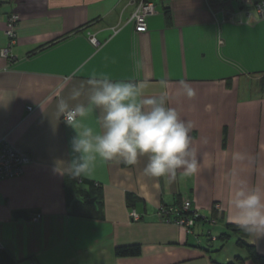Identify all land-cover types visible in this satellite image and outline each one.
I'll return each instance as SVG.
<instances>
[{"label": "crops", "instance_id": "obj_1", "mask_svg": "<svg viewBox=\"0 0 264 264\" xmlns=\"http://www.w3.org/2000/svg\"><path fill=\"white\" fill-rule=\"evenodd\" d=\"M133 1L0 0V141L7 138L30 156L21 177L0 181V250L18 264H226L236 258L255 264L238 242L264 255V236L254 240L228 226L241 228L230 203L239 183L264 188V19L243 0H151L156 14L148 32L137 33ZM12 13L20 22L9 61L1 52ZM102 73L147 81L149 97L167 81L169 106L193 124V149L208 154L203 170L178 174L168 184L145 175L147 158L140 157L135 165L98 161L90 177L68 174L76 132L58 114L57 102ZM181 80L195 89L194 97L183 93ZM86 100L85 91L69 103ZM83 123L96 127V115ZM237 152L243 160L234 159ZM79 180L101 189L80 187ZM128 195L136 198L131 206L141 215L138 222L130 220ZM184 199L219 221L216 236L230 238L206 248L198 243L210 230L205 222L188 236L158 219L160 206H180ZM18 212L30 219L16 218ZM131 245L141 247L139 256L116 255L118 247Z\"/></svg>", "mask_w": 264, "mask_h": 264}, {"label": "clouds", "instance_id": "obj_2", "mask_svg": "<svg viewBox=\"0 0 264 264\" xmlns=\"http://www.w3.org/2000/svg\"><path fill=\"white\" fill-rule=\"evenodd\" d=\"M139 61L136 68H141ZM183 93L196 95L191 85L181 80ZM163 89L158 96H145L147 81L113 80L107 74H93L86 85L72 87L68 99L60 98L57 112L76 132L71 141L74 154L66 171L74 178L90 177L98 161L121 159L135 165L146 157L145 175L164 178L170 184L178 174L194 176L205 167L207 153H198L192 147L190 135L193 124L169 106L168 82L161 81ZM87 92L85 103L71 105ZM211 104L206 106L212 111ZM96 115V127L83 121ZM234 159L243 160L242 153ZM211 161L209 160V166ZM235 222L254 240L264 236V188L249 186L241 181L231 194Z\"/></svg>", "mask_w": 264, "mask_h": 264}, {"label": "built area", "instance_id": "obj_3", "mask_svg": "<svg viewBox=\"0 0 264 264\" xmlns=\"http://www.w3.org/2000/svg\"><path fill=\"white\" fill-rule=\"evenodd\" d=\"M136 3V10L131 17L134 29L137 33L148 32L149 18L156 14V7L153 2L146 0H134ZM244 6L252 9L260 19H264V0H243ZM20 22V16L16 13H12L8 16L6 21L5 34L8 40V45L2 50L1 56L9 61H12L13 56L11 54L12 47L17 43L18 40V26ZM91 42L98 45V41L95 37L91 38ZM29 112H33V107L27 108ZM66 117H63V121ZM65 122V121H64ZM30 163V156L26 153L18 151L13 147L7 138H3L0 141V181L12 180L21 177L24 174L25 165ZM83 183L79 180V184ZM220 204L214 205V211L220 213L222 211ZM156 216L161 222L167 224H174L182 228L188 236L195 234L196 225L203 221L209 229L204 236L198 238L199 244H204L206 248L213 243L218 241V236L213 232L218 228L219 221L211 218L207 219L203 217L199 211L194 210L192 207V201L184 199L180 206H166L162 205L157 210ZM129 217L132 222H138L141 219V215L134 209L131 208L129 211ZM40 220V215L33 217L34 222ZM29 264H37L31 261Z\"/></svg>", "mask_w": 264, "mask_h": 264}, {"label": "trees", "instance_id": "obj_4", "mask_svg": "<svg viewBox=\"0 0 264 264\" xmlns=\"http://www.w3.org/2000/svg\"><path fill=\"white\" fill-rule=\"evenodd\" d=\"M146 1L152 2L151 0H146ZM85 183L89 184L90 187L92 186L96 190H100L101 189V186H98V185H96L94 183L86 182V181H83V183L81 185L78 183V185L80 187H83V185H85ZM127 198H128V202L130 204V208H133L131 205L134 203L136 198L133 195H128ZM214 219H216V218H214ZM228 228L230 230H232L233 233H239L240 230H243L242 227L240 228V227H237V226H228ZM217 238H218L219 241L225 242L226 240H228L230 238V236L227 235V234H221ZM238 244L240 246L246 247L248 249L249 254H250V259L255 264H264V255L259 254L257 252L255 246L250 245V244L248 245L242 240H239ZM211 245L209 246V248L211 247ZM140 254H141V247L139 245L118 247L116 249V255L118 257H137ZM242 263H243V261L240 258H236L234 262H229V263H226V264H242ZM0 264H18V263L6 251L0 250ZM212 264H220V263L212 262Z\"/></svg>", "mask_w": 264, "mask_h": 264}, {"label": "water", "instance_id": "obj_5", "mask_svg": "<svg viewBox=\"0 0 264 264\" xmlns=\"http://www.w3.org/2000/svg\"><path fill=\"white\" fill-rule=\"evenodd\" d=\"M96 201V199H92V200H89L87 201V204H92ZM16 218H23V219H27L29 220L30 219V216L29 214L25 213V212H18L16 215H15Z\"/></svg>", "mask_w": 264, "mask_h": 264}, {"label": "rangeland", "instance_id": "obj_6", "mask_svg": "<svg viewBox=\"0 0 264 264\" xmlns=\"http://www.w3.org/2000/svg\"><path fill=\"white\" fill-rule=\"evenodd\" d=\"M215 231H216V230H215ZM216 232H217V231H216ZM217 244H218V243H215V247L217 246ZM219 244H220V243H219ZM219 244H218V245H219Z\"/></svg>", "mask_w": 264, "mask_h": 264}]
</instances>
